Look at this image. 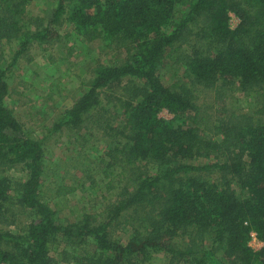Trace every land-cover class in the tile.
Instances as JSON below:
<instances>
[{"label": "trees", "instance_id": "trees-1", "mask_svg": "<svg viewBox=\"0 0 264 264\" xmlns=\"http://www.w3.org/2000/svg\"><path fill=\"white\" fill-rule=\"evenodd\" d=\"M31 1L0 0V43H18L10 66L30 63L32 45L58 40L64 25L125 55L91 71L88 90L51 130L100 132L122 185L98 214L58 223L43 196V142L5 105L11 93L0 54V264H149L155 251L165 253L162 264H220L206 241L222 246L226 264H264V249L248 245L250 233L264 242V0H59L47 21L26 17ZM228 12L240 21L234 29ZM166 50L185 79L169 87L157 75ZM233 87L252 97L253 113L196 103L199 88L221 95ZM112 110L121 124L112 125ZM162 110L172 119L159 118ZM198 159L215 162L193 165ZM121 227L131 229L125 245L115 236ZM61 242L57 260L50 251Z\"/></svg>", "mask_w": 264, "mask_h": 264}, {"label": "rangeland", "instance_id": "rangeland-1", "mask_svg": "<svg viewBox=\"0 0 264 264\" xmlns=\"http://www.w3.org/2000/svg\"><path fill=\"white\" fill-rule=\"evenodd\" d=\"M58 1L32 0L27 8L26 17L47 21ZM181 14H178V17ZM227 17L228 23L232 20L231 26L237 27L240 22L238 17L232 12H228ZM56 31L59 35L58 40L36 42L32 45L29 53L32 57L30 63L22 60L10 66L13 54L18 49V43L9 45L0 43V54L4 56L1 68L8 70L6 79L11 93L5 99V105L12 111L26 135L43 142L45 155L43 196L56 211L58 223L66 225L78 222L84 214H98L121 189L122 183H119V180H122V173L119 169L111 167L109 169L110 161L106 156L108 144L96 129L87 128L75 134L65 129L52 133V126L59 115L88 90L91 71L97 65L116 64L123 60L125 55L105 41L84 42L73 32L70 25L56 28ZM171 53V50L165 51L164 64L157 70L158 77L167 87L180 79L185 81L183 70L175 68L174 55ZM195 96L197 105L202 108L219 105L220 109L223 108L227 112L249 114L253 113L255 108L252 97L245 96L235 87L233 90H225L221 95H217L214 90L199 88L195 91ZM103 105L107 110L111 108V105L105 103ZM211 112L213 113L212 110ZM112 115H114L113 126L121 124L124 120V116L118 111L113 112ZM158 117L170 120L173 116L168 111L162 110ZM262 119L263 122L264 118ZM203 135L209 137L206 133ZM214 162V159H198L192 164L203 166ZM148 169L152 175L156 173V169L152 166L149 165ZM7 175L19 180L25 177V174L14 171ZM208 179L212 181L215 175ZM110 181L116 182L113 189H109ZM234 190L239 196L241 192L239 188L234 186ZM115 236L125 245L130 239L131 229L121 227ZM174 242L179 248H184L187 244L184 237H178ZM249 244L254 251L264 249V243L260 245L249 242ZM64 249L65 246L61 242L52 247L50 254L61 260ZM93 249V245L87 243L84 250ZM204 250L210 252L213 259L220 264H226L223 261L220 244L212 245L210 241H206ZM165 257L164 252L155 251L151 255L149 264H162Z\"/></svg>", "mask_w": 264, "mask_h": 264}, {"label": "built area", "instance_id": "built-area-1", "mask_svg": "<svg viewBox=\"0 0 264 264\" xmlns=\"http://www.w3.org/2000/svg\"><path fill=\"white\" fill-rule=\"evenodd\" d=\"M231 22H232V20L231 21H229V27L231 28V29H234L235 27H232L231 26ZM250 243H257V244H260V245H262L264 242H262V241H260V240H258L257 239V237H256V234H254V233H250V241H249ZM248 245L251 247V244H249L248 243ZM252 248V247H251Z\"/></svg>", "mask_w": 264, "mask_h": 264}]
</instances>
